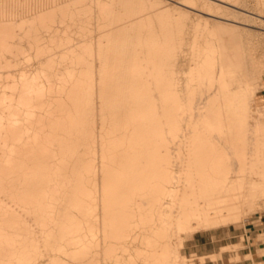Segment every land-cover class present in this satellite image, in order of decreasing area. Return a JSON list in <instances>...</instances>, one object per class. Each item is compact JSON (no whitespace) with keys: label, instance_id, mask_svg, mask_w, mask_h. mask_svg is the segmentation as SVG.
I'll list each match as a JSON object with an SVG mask.
<instances>
[{"label":"bare ground","instance_id":"bare-ground-1","mask_svg":"<svg viewBox=\"0 0 264 264\" xmlns=\"http://www.w3.org/2000/svg\"><path fill=\"white\" fill-rule=\"evenodd\" d=\"M243 2L0 0V264H187V235L261 211Z\"/></svg>","mask_w":264,"mask_h":264},{"label":"rangeland","instance_id":"rangeland-1","mask_svg":"<svg viewBox=\"0 0 264 264\" xmlns=\"http://www.w3.org/2000/svg\"><path fill=\"white\" fill-rule=\"evenodd\" d=\"M256 0H245V4H241L247 9H255ZM199 8H203V3H198ZM224 11L223 9H215ZM234 17L241 21L249 22L252 25L246 26L247 30H242L245 38L249 40V48L256 55L259 69L254 77V81L258 86V93L256 95V102L258 106L264 107V37L259 33L258 26L261 24L253 19L250 14L246 12L233 13L227 11ZM197 21H203V19L197 15L192 17V23ZM210 26L213 22H209ZM194 25V24H193ZM193 25L190 26L189 33L185 34L186 39L183 44V50H180L176 56V69L177 75L182 80L185 79L186 74L193 65V48L191 47V41L195 36ZM29 60L22 62L21 65L25 69H36L39 65L35 61L33 54H29ZM17 66H13L15 68ZM264 119V115H263ZM263 207L261 211H256L246 217L241 224H229L220 226L217 228H211L208 230L193 232L190 236H186L183 240L184 244L181 248V254L187 264H258L259 262L264 264V251L255 255V258L249 257L250 253L258 246L257 244H250L248 237L245 234V230L251 227L254 223H258L259 220H264V201L261 202ZM203 243L202 252L197 253L193 244V237ZM264 236H260V240H264ZM217 238V240H216ZM255 241V240H254ZM228 246V247H227ZM226 247V248H225ZM264 250V249H262ZM213 254V255H212ZM202 257V258H201ZM189 259V260H188ZM193 262V263H192Z\"/></svg>","mask_w":264,"mask_h":264},{"label":"crops","instance_id":"crops-1","mask_svg":"<svg viewBox=\"0 0 264 264\" xmlns=\"http://www.w3.org/2000/svg\"><path fill=\"white\" fill-rule=\"evenodd\" d=\"M245 234L247 235L248 242L250 244L253 243L258 245L253 251L264 249V240H260V236H264V220H259L258 223H254L251 227L245 230ZM193 238L194 241L192 245L195 247L196 252H202L203 243L199 240H196L195 236Z\"/></svg>","mask_w":264,"mask_h":264}]
</instances>
